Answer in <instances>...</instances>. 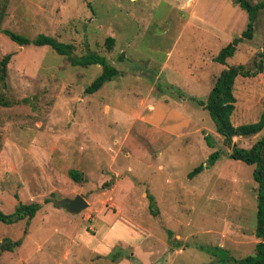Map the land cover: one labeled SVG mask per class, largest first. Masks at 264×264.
<instances>
[{
	"label": "rangeland",
	"instance_id": "374dc122",
	"mask_svg": "<svg viewBox=\"0 0 264 264\" xmlns=\"http://www.w3.org/2000/svg\"><path fill=\"white\" fill-rule=\"evenodd\" d=\"M247 23L233 0H0L1 30L54 37L72 45L71 58L95 53L118 71L85 94L100 66L73 67L48 46H18L0 32V60L10 55L0 82V211L40 204L31 220L0 222V242H20L0 253V264H56L70 247L81 249L64 264H238L254 256L255 166L230 158L200 106L223 69L259 61L264 9L253 37L224 65L214 61ZM233 95L231 125L256 123L264 64L255 77H237ZM263 136L264 127L233 144L249 149ZM145 152L149 163H137ZM77 195L86 209L57 207L56 197Z\"/></svg>",
	"mask_w": 264,
	"mask_h": 264
},
{
	"label": "trees",
	"instance_id": "16d2710c",
	"mask_svg": "<svg viewBox=\"0 0 264 264\" xmlns=\"http://www.w3.org/2000/svg\"><path fill=\"white\" fill-rule=\"evenodd\" d=\"M242 10L248 15V23L246 29L237 38H234L227 46L223 47L214 58V61L224 65L226 60L231 58L236 52L237 45L243 40H250L253 37L254 21L259 10L264 9V1L252 4L249 0H233ZM2 6L1 8H3ZM0 32L6 35L12 42L18 46L34 45L36 47L48 46L58 55L67 57L69 63L73 67H89L98 65L101 68L100 74L85 88V94H93L100 90L106 82L111 81L118 75L116 68L111 66L104 57L88 53L79 58H71L73 50L72 45L59 42L56 38L38 35L30 40L20 36L9 30H1ZM107 49L110 50L114 44V39L106 38ZM259 61L254 62L252 66L243 64L229 66L223 69L216 78L214 85L209 93L206 103L200 102V106L204 107L213 120L215 131L223 138L226 146H231L230 158L235 161H241L247 165H254L253 180L257 184V213H256V230L255 236L259 241L255 244V255L248 256L237 261L238 264H264V136L260 137L249 149L237 148L233 144L234 137H249L258 134L264 127V112L260 119L253 124L241 125L233 127L230 123V116L234 111L235 98L233 95V85L237 77L250 78L255 77L263 71L264 50L259 54ZM10 55L4 56L0 60V82L5 81L6 66L9 63ZM218 152L212 153L208 157L210 165L218 158ZM206 166V165H205ZM202 171V166L195 168L187 177L191 179ZM70 177L74 181L80 180L79 173L70 172ZM149 197V195H148ZM49 200L44 201L48 203ZM154 203V204H153ZM148 209L154 217L158 215L155 201L150 197ZM40 204L17 203L13 213L4 214L0 211V222L4 224H15L21 220H31ZM20 242L3 241L0 242V253L10 251L13 247L19 246Z\"/></svg>",
	"mask_w": 264,
	"mask_h": 264
},
{
	"label": "crops",
	"instance_id": "0c3cea01",
	"mask_svg": "<svg viewBox=\"0 0 264 264\" xmlns=\"http://www.w3.org/2000/svg\"><path fill=\"white\" fill-rule=\"evenodd\" d=\"M159 154H160V153H158V155H159ZM127 155H129V154H127ZM123 158H124L125 160H128V157H127L126 155H124ZM135 159H136L137 163H139V164H140L141 161L145 162V164H148L149 162L146 161V160L150 159V157H149L148 153L145 152L144 154H140V155H136V154H135ZM128 161H129V160H128ZM141 163H142V162H141ZM158 168L160 169V168H162V167L159 166ZM126 171H128V172H129V171H133L132 166H131V165H128L127 168H126ZM116 187H118V186H116ZM113 190H114V188H113ZM145 193H146V198H147L148 193H147V192H145ZM84 199H85V198H84ZM85 201H86L87 204H88L87 199H85ZM154 201H155V199H154ZM155 204H156V202H155ZM57 207H58V206H57ZM122 220H124V219H122ZM107 232H109V229L107 230ZM97 248H98V246H97L96 248H93V253H92V254H95L96 250H98ZM80 249H81V248H80ZM80 249H79V250H74V251H72V250H73L72 247H70L69 249H68V248H65V249H64V252H63L62 260H63L64 262H65V261L68 262L70 256H71L72 259L75 260V259L77 258V254L80 252ZM89 250H92V249L89 248ZM101 251L104 252V256H105L107 252L104 251V250H102V249H101ZM98 252H99V250H98ZM96 254H97V253H96ZM101 256H102V255H98L97 258L99 259ZM104 256H103V257H104ZM88 257H89V259H90V256H89V255H88ZM103 257H101V258H103ZM78 258H79V257H78ZM95 259H96V258H93V259H91L90 261L93 262V261H95ZM76 260H77V259H76ZM63 261H59V263H56V264H64ZM66 264H80V263H72V262H69V263H66Z\"/></svg>",
	"mask_w": 264,
	"mask_h": 264
},
{
	"label": "water",
	"instance_id": "95a60500",
	"mask_svg": "<svg viewBox=\"0 0 264 264\" xmlns=\"http://www.w3.org/2000/svg\"><path fill=\"white\" fill-rule=\"evenodd\" d=\"M56 199L58 200L57 202L58 207L65 208L67 211L71 213H79L88 207L87 202L80 195H77L71 199L70 198L61 199L60 197H56Z\"/></svg>",
	"mask_w": 264,
	"mask_h": 264
}]
</instances>
